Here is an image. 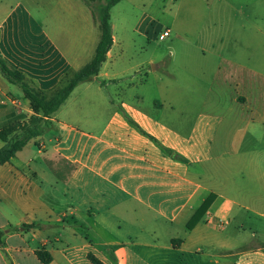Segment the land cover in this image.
Here are the masks:
<instances>
[{
    "label": "crops",
    "instance_id": "obj_1",
    "mask_svg": "<svg viewBox=\"0 0 264 264\" xmlns=\"http://www.w3.org/2000/svg\"><path fill=\"white\" fill-rule=\"evenodd\" d=\"M141 24L139 18L135 31L140 35ZM112 26L114 43L99 74L78 85L52 115L54 129L47 133L51 143L44 134L11 162L0 164V229L5 233L0 264H44L36 255L42 249L52 256L49 264H94L90 255L102 264H264V245L232 255L238 242L215 232H228L239 207L228 193L235 188L233 169L238 165L226 157L244 155L255 181L259 184L264 177L254 172L259 164L248 147L264 137V128L254 129L259 114L264 127V93L260 113H248V103L245 107L237 99L229 103L232 123L245 122L250 114L245 129L235 132L223 128L224 117L199 115L185 133L162 114L140 112L126 102L123 86L143 85L150 72L138 76L143 65L122 64L126 43L117 39ZM100 39V21L84 0H0V56L37 89L51 93L85 68ZM116 48L118 57L111 61ZM228 62L229 79L248 87L260 74L264 91L263 74L237 60ZM111 89H118L117 101ZM120 104L125 112L118 110ZM162 104L161 111L171 106ZM33 115L21 87L0 73V128ZM175 153L185 162L176 161ZM212 195L216 201L211 208L186 230ZM127 197L179 225L185 236L169 235L180 242L166 246L142 238L103 239L100 233L110 231L113 217H121V211L109 208L111 200L122 203ZM24 224L39 228L26 231Z\"/></svg>",
    "mask_w": 264,
    "mask_h": 264
},
{
    "label": "rangeland",
    "instance_id": "obj_2",
    "mask_svg": "<svg viewBox=\"0 0 264 264\" xmlns=\"http://www.w3.org/2000/svg\"><path fill=\"white\" fill-rule=\"evenodd\" d=\"M84 1L96 17H99L100 8L106 3V0ZM139 18L142 19V36L135 31ZM112 22L117 39L126 43L122 64L129 67L143 65L145 69L140 70L138 76L144 71L150 72L146 82L142 79L143 85L128 90L127 86H123L126 102L138 111L162 114L164 121L178 126L185 133L196 123L199 115L215 119L224 117L223 128L235 132L245 129L250 114L245 117V122L232 123L230 120L229 103L236 99L245 107L248 103V113L261 112L260 101L264 91L260 74H255L253 85L248 83L246 87L244 81L238 83L229 79L231 68L228 60L250 65L264 75V0H122L112 10ZM165 28L170 30V37L160 41L155 37L156 32ZM112 56L111 61L117 59V48ZM71 78L58 88L66 86ZM222 79L229 80L224 84L221 83ZM30 86L36 89L32 84ZM111 93L117 101L118 89H111ZM163 101L171 106L161 111ZM118 110L125 112L121 104ZM50 119L41 125L44 134L54 129ZM130 123L138 129L133 122ZM254 123V129L264 128L260 114L259 120L256 119ZM45 141L51 143L48 134ZM156 144L165 150L160 141ZM4 146L0 142V147ZM248 147L254 150L256 164H259L254 172L264 174V137H256ZM231 157L238 168L233 169L235 188L228 193L236 199L239 207H235V218L230 222L228 232L225 235L221 231L215 232L218 237H224L223 240L238 242L231 253L234 255L264 245V199L256 200L258 196L264 198V177L258 184L252 176V169L246 167L248 159L244 160V155L241 157L231 153L226 160ZM174 158L185 162L179 153H175ZM226 164L224 161L221 171L225 170ZM111 201L113 204L109 208L118 214L121 211V217H113L115 224L110 226V231L100 233L103 239L116 237L126 241L142 238L166 246L180 242L169 235L185 236V231L179 225L172 226L155 212L140 207L133 198L127 197L122 203ZM75 224L77 228L82 226L80 222ZM118 224L121 230L115 227Z\"/></svg>",
    "mask_w": 264,
    "mask_h": 264
},
{
    "label": "trees",
    "instance_id": "obj_3",
    "mask_svg": "<svg viewBox=\"0 0 264 264\" xmlns=\"http://www.w3.org/2000/svg\"><path fill=\"white\" fill-rule=\"evenodd\" d=\"M121 1L122 0H106V3L101 6L98 17L101 27V39L93 60L85 68L76 73L66 86L55 89L53 91L54 93L51 92L53 94L41 89L32 88L30 83L27 82L24 74L9 68L0 56V73L10 82L18 84L21 87L34 111V115L27 122H15L0 128V142L5 144V146L0 149L1 165L11 162V160L16 157L17 153L22 151L30 141L43 136L42 123L52 117L78 85L92 81L94 77L99 74L101 66L106 61L107 54L114 43L111 11ZM215 198L216 196L212 195L204 202L187 225L188 230H192L204 217ZM22 227L26 231L39 228L37 224H24ZM16 230L17 229L14 231ZM4 234L5 233L0 229V245L3 244ZM36 255L44 264H49L52 261L51 254L45 249L37 251ZM89 257L94 264H102L94 256L90 255Z\"/></svg>",
    "mask_w": 264,
    "mask_h": 264
},
{
    "label": "built area",
    "instance_id": "obj_4",
    "mask_svg": "<svg viewBox=\"0 0 264 264\" xmlns=\"http://www.w3.org/2000/svg\"><path fill=\"white\" fill-rule=\"evenodd\" d=\"M170 30L168 28L161 29L160 31L156 32V36L160 41L166 40L168 37H170Z\"/></svg>",
    "mask_w": 264,
    "mask_h": 264
}]
</instances>
